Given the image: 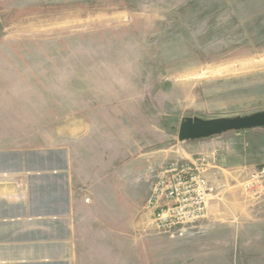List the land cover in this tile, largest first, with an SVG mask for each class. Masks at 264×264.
Here are the masks:
<instances>
[{
    "label": "rangeland",
    "instance_id": "1",
    "mask_svg": "<svg viewBox=\"0 0 264 264\" xmlns=\"http://www.w3.org/2000/svg\"><path fill=\"white\" fill-rule=\"evenodd\" d=\"M5 107L0 171L62 169L86 146L89 161L136 182V213L105 240L113 254L103 264H242L249 256L240 248H264L263 221L210 226L206 214L201 232L173 238L148 203L156 176L177 161L201 164L212 188L207 211L221 197L209 157H184L199 139L177 135L264 114V0H0ZM251 174L245 193L262 198L264 182Z\"/></svg>",
    "mask_w": 264,
    "mask_h": 264
},
{
    "label": "crops",
    "instance_id": "2",
    "mask_svg": "<svg viewBox=\"0 0 264 264\" xmlns=\"http://www.w3.org/2000/svg\"><path fill=\"white\" fill-rule=\"evenodd\" d=\"M217 133L185 140L199 139L184 157L204 152L210 162L207 175L222 186L221 197L209 206L208 225L264 222V195L250 198L243 187L251 171L264 164V126ZM87 152L86 146L70 152V164L62 169L0 171V208L5 210L0 212V264H103L104 254H113V242L107 241L117 238L121 221L136 213V182H123L119 170L97 166ZM34 192L40 195L34 198ZM46 205L53 210L33 212ZM238 253L249 256L242 264H264V248Z\"/></svg>",
    "mask_w": 264,
    "mask_h": 264
},
{
    "label": "built area",
    "instance_id": "3",
    "mask_svg": "<svg viewBox=\"0 0 264 264\" xmlns=\"http://www.w3.org/2000/svg\"><path fill=\"white\" fill-rule=\"evenodd\" d=\"M203 172L198 160L177 161L164 166L156 176L148 203L153 206L158 228L170 237L201 232L212 191ZM251 173L252 183L264 182L263 166Z\"/></svg>",
    "mask_w": 264,
    "mask_h": 264
},
{
    "label": "water",
    "instance_id": "4",
    "mask_svg": "<svg viewBox=\"0 0 264 264\" xmlns=\"http://www.w3.org/2000/svg\"><path fill=\"white\" fill-rule=\"evenodd\" d=\"M264 126V114L242 119H230L213 121L204 124L185 125L179 129L177 135L180 140L184 141L193 137L206 136L212 133L246 130L254 127Z\"/></svg>",
    "mask_w": 264,
    "mask_h": 264
},
{
    "label": "trees",
    "instance_id": "5",
    "mask_svg": "<svg viewBox=\"0 0 264 264\" xmlns=\"http://www.w3.org/2000/svg\"><path fill=\"white\" fill-rule=\"evenodd\" d=\"M230 131H235V130H230ZM236 132V131H235Z\"/></svg>",
    "mask_w": 264,
    "mask_h": 264
}]
</instances>
